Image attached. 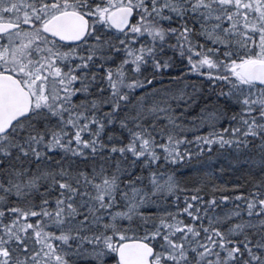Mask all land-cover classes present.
I'll use <instances>...</instances> for the list:
<instances>
[{
	"label": "trees",
	"instance_id": "obj_1",
	"mask_svg": "<svg viewBox=\"0 0 264 264\" xmlns=\"http://www.w3.org/2000/svg\"><path fill=\"white\" fill-rule=\"evenodd\" d=\"M2 1L33 2L31 10L73 2L90 32L74 47L53 41L77 51L71 77L79 93L64 113L32 112L0 137V261L35 264L37 239L56 249L66 233L77 256L63 264H97L81 251L104 239L114 244L102 264H116L115 250L128 240L153 247L152 264L264 263V112L254 108L252 123L238 97L243 86L227 78L230 64L264 57V0H182L173 10L168 0H141L146 15L132 7L125 34L91 24L107 0ZM58 137L70 153L50 149ZM159 175L175 188L152 187ZM57 205L74 215L58 214ZM129 205L128 222L103 217ZM222 210L242 215L222 221ZM252 213L249 230L230 232ZM126 229L133 235L119 238Z\"/></svg>",
	"mask_w": 264,
	"mask_h": 264
},
{
	"label": "rangeland",
	"instance_id": "obj_2",
	"mask_svg": "<svg viewBox=\"0 0 264 264\" xmlns=\"http://www.w3.org/2000/svg\"><path fill=\"white\" fill-rule=\"evenodd\" d=\"M182 0H168L166 5L168 9L173 10L177 3H180ZM225 4H229L230 0L223 1ZM33 2L22 3L20 5L8 6L5 1L0 0V22H11V23H25V25L18 31L9 34L3 39H0V70L11 72L17 76L21 77H29L38 85H41L39 90L32 89L33 97H34V108L33 112H40L48 110V113H51L54 117H60L64 113L65 106L71 103V98H73L75 93V82L73 81V77H71L73 72V66L75 60H73V54H76V49L72 50H64L63 48L57 47L52 40L44 33L43 26L48 19H50L53 15H56L59 12L63 11H76L73 2L69 1H60L48 6L44 5L41 8H37V10L30 9V4ZM143 3L141 0H107L104 2L103 6L99 8L92 16H88L91 24L94 26H102L107 25V16L108 14L117 7L122 6H130L133 7L136 11L139 10L141 12V17L146 15L144 14V10L142 6ZM180 6V5H179ZM20 7H23L22 9ZM77 12V11H76ZM146 13V12H145ZM213 14V12H211ZM210 13V14H211ZM217 19L222 18L220 16L221 13H217ZM6 16V17H5ZM137 16V15H136ZM138 22V21H137ZM133 28V27H132ZM132 28L129 32L133 31ZM148 27L146 28V30ZM151 29V28H150ZM144 33L152 32L145 31ZM56 46V47H55ZM185 52L192 51L191 46L184 45L182 46ZM258 62H264V57L259 60L245 59L241 62L230 64L228 66V77L233 81H237L243 88L238 93V97L240 96V100L242 101V105L246 106L247 114L253 115L252 123L256 122V118H254L256 111L254 108H259L261 112H264V93L258 92L254 89H248L250 86H255L252 82L250 76L251 67ZM62 65V66H61ZM77 68V67H76ZM67 70V71H66ZM109 74V73H108ZM107 74V75H108ZM74 75V74H73ZM112 75L110 74V76ZM71 78V79H70ZM71 80V81H70ZM120 80V79H119ZM119 80H116V89L118 90L120 87ZM44 81V83H41ZM30 82V81H29ZM44 85V86H42ZM84 90V89H82ZM54 105V107H53ZM63 105V106H62ZM52 106V107H51ZM85 107L81 106L77 109L78 111H82ZM53 109V110H52ZM83 113V112H81ZM80 113V114H81ZM86 113V112H85ZM81 116V115H80ZM260 118L264 119V116H260ZM76 119V115H68L67 125L73 124ZM255 127V126H254ZM249 133V130H248ZM62 139L64 137H58V141L62 143H55V146H59L57 148L52 146L50 149L60 150L59 152H69L73 147L64 146V142ZM3 140V141H2ZM78 142L77 138L73 139ZM4 139H0V146L4 143ZM77 151H72V153ZM70 153V152H69ZM78 154V153H75ZM174 158V157H173ZM167 161V160H166ZM168 162V161H167ZM151 185L154 187V184L165 181L166 184H170L175 188V183L173 178H165L164 175H159L157 177H151ZM167 184V185H168ZM164 185V184H163ZM107 186V185H104ZM105 189V188H104ZM60 206V205H57ZM56 206V208H57ZM59 208H63L62 205L57 208V213L65 216L68 214L74 215V212L71 208L66 211L61 210ZM89 208L92 206L89 204ZM130 209V205L126 207V212H116L114 214L105 215L102 212L103 217H107L114 220H123L128 222L130 217L128 216V211ZM264 209V203H263ZM53 213V212H52ZM221 219L222 221L226 219L233 220L238 219L242 214L236 210H222L221 211ZM258 213H252L250 216L252 218V222H246L238 225L234 230L231 225L232 234L235 236L239 235L242 231L249 230L254 222L256 221L255 216ZM261 225V219H259ZM172 225L168 226L171 227ZM40 228V227H39ZM59 227H56L58 229ZM42 229V228H40ZM64 234H60L56 236L57 247L50 244L53 243L51 240L47 239L45 236H42L40 239H37L38 247L40 252L38 253L35 264H63L65 261V257L69 256L71 261L75 259V253L73 250L70 252L67 250L66 242L69 236ZM128 236H132L133 232L130 229H126L124 233L120 234L118 237L124 238ZM151 236V237H150ZM154 239L157 238L155 235H148L147 238ZM47 241H46V240ZM100 244H92L87 249H83L81 253L84 255L81 257L82 260H92L94 263L102 264L106 259V256L111 252L112 245L114 244L112 239H104L100 240ZM101 245V247H100ZM251 256H255L254 252H250ZM55 256V257H54ZM57 257V258H56ZM36 258V257H35ZM59 258V259H58ZM0 260H5V253L0 249ZM196 261V260H194ZM206 260H204L205 262ZM260 262H263L261 260ZM71 263V262H70ZM159 263L155 261V264ZM0 264L3 262L0 261ZM198 264V262H197ZM264 264V263H262Z\"/></svg>",
	"mask_w": 264,
	"mask_h": 264
},
{
	"label": "water",
	"instance_id": "obj_3",
	"mask_svg": "<svg viewBox=\"0 0 264 264\" xmlns=\"http://www.w3.org/2000/svg\"><path fill=\"white\" fill-rule=\"evenodd\" d=\"M135 18L131 7H119L107 16L110 29L118 34L126 33ZM20 29V25L0 22V37ZM44 33L61 45L75 46L86 39L89 22L75 11H64L50 18L43 26ZM252 82L264 89V62L255 63L250 70ZM32 111V97L13 77L0 74V137L7 135L13 126L27 119ZM155 251L141 240H128L116 248V264H152Z\"/></svg>",
	"mask_w": 264,
	"mask_h": 264
},
{
	"label": "flooded vegetation",
	"instance_id": "obj_4",
	"mask_svg": "<svg viewBox=\"0 0 264 264\" xmlns=\"http://www.w3.org/2000/svg\"><path fill=\"white\" fill-rule=\"evenodd\" d=\"M21 29V28H20ZM19 29V30H20ZM8 36V35H7ZM6 36L4 37H0V39H3L5 38ZM53 41V40H52ZM55 42V41H54ZM57 43V42H55ZM59 44V43H57ZM61 45V44H59ZM61 46H66V45H61ZM68 46V45H67ZM74 47V46H73ZM0 74H5V75H9L13 78H15L20 84L21 86L27 91L29 92V94L31 95L32 97V111H33V108H34V97H33V93H32V89H36V90H39L41 88V85H38L36 84L35 82L32 81V79H30L28 76L27 77H21V76H17L11 72H8V71H3V70H0ZM30 81V82H29ZM41 83H44V81H41ZM44 86V85H42ZM31 111V112H32Z\"/></svg>",
	"mask_w": 264,
	"mask_h": 264
}]
</instances>
